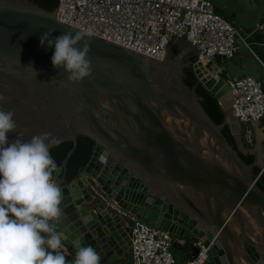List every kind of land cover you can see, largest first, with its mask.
I'll return each instance as SVG.
<instances>
[{"label": "water", "instance_id": "obj_1", "mask_svg": "<svg viewBox=\"0 0 264 264\" xmlns=\"http://www.w3.org/2000/svg\"><path fill=\"white\" fill-rule=\"evenodd\" d=\"M65 32L85 33L30 0H0V109L13 112L16 123L8 141L50 133L57 141L50 150L74 143L53 176L63 193L54 223L70 259L90 245L100 264H131L133 222L140 221L171 233L174 247L189 248L192 257L194 241H214L207 264H264L263 156L257 151L261 165H247L222 132L229 125L249 153L219 66L227 59L201 61L189 33L180 38L167 28L157 31L169 38L161 59L84 35L77 46L88 42L92 71L70 80L64 67H53L54 47L40 43L44 33L54 40ZM173 45L184 51L174 55ZM186 68L219 101L224 125L184 82ZM82 136L94 142L93 153L69 177L67 162Z\"/></svg>", "mask_w": 264, "mask_h": 264}, {"label": "built area", "instance_id": "obj_2", "mask_svg": "<svg viewBox=\"0 0 264 264\" xmlns=\"http://www.w3.org/2000/svg\"><path fill=\"white\" fill-rule=\"evenodd\" d=\"M60 1L55 14L61 23L151 59L165 55L169 38L157 33L165 28L180 38L189 33L187 40L201 61L218 56L230 60L240 43L249 46L235 22L217 12L215 0ZM229 85L232 114L239 121L240 133L245 132L254 143L250 125L264 120V84L255 77L242 76L229 79ZM176 242L171 233L134 221L132 264H178L173 252ZM195 246L198 254L187 264H207L209 248L201 242Z\"/></svg>", "mask_w": 264, "mask_h": 264}, {"label": "clouds", "instance_id": "obj_3", "mask_svg": "<svg viewBox=\"0 0 264 264\" xmlns=\"http://www.w3.org/2000/svg\"><path fill=\"white\" fill-rule=\"evenodd\" d=\"M84 35L91 33L65 32L54 40L44 33L40 38L41 46L47 42L54 47L53 67H64L70 80H81L92 71L88 42L77 46ZM13 115L0 109V264H66L54 223L62 215L63 200L53 180L58 166L50 154L57 141L42 133L28 142L17 138L10 143L7 136L16 128ZM100 261V254L88 245L78 248L74 264Z\"/></svg>", "mask_w": 264, "mask_h": 264}, {"label": "trees", "instance_id": "obj_4", "mask_svg": "<svg viewBox=\"0 0 264 264\" xmlns=\"http://www.w3.org/2000/svg\"><path fill=\"white\" fill-rule=\"evenodd\" d=\"M41 9L47 12H55L58 7L59 0H30ZM172 50L174 55L181 53V46L173 45ZM184 82L190 87L195 88L197 94L202 97L203 101L201 102L205 111L210 115L212 120L217 125H224L226 122V116L223 108L221 107L219 101L209 93L197 80L194 71L192 68L185 69ZM223 134L226 137L227 141L234 147L235 150L239 151L240 157L246 162L247 165H253L256 163L257 156L256 154H251L250 152L244 154L240 151L239 144L235 138V135L232 133V129L229 125H224ZM74 143L72 141H67L59 144L58 146L50 150V154L54 161L57 164V168L62 166L63 161L67 157L68 153L72 150ZM94 142L88 137H78V145L67 162V174L69 177L76 176L79 169L82 166H85L93 153ZM254 174L257 176L261 173V167L255 166L253 170ZM55 172L53 173L54 176ZM258 186L261 191L264 193V173L261 175Z\"/></svg>", "mask_w": 264, "mask_h": 264}, {"label": "crops", "instance_id": "obj_5", "mask_svg": "<svg viewBox=\"0 0 264 264\" xmlns=\"http://www.w3.org/2000/svg\"><path fill=\"white\" fill-rule=\"evenodd\" d=\"M259 4H260V0H257L256 5L258 6ZM215 7L219 14L224 16L226 19L234 21L236 26L242 32V34L247 37L246 40L249 46L247 47L245 44L240 43L236 56L239 54V51L241 50V48L243 47L246 48V50L250 53V55L259 63L263 71V75L262 77L257 78V79L259 80L262 79L260 81H262L264 84V14L256 12L255 10L250 11L251 17H253V19L256 20L255 22H250V20L249 21L241 20L240 18H238L237 14L234 12L231 17H228L227 16V14H229L227 12L228 6L226 4H222V5L221 3L215 4ZM242 7L244 9L246 8L245 5H242ZM259 16H260V19H259ZM248 70L249 69L246 64H241L242 75L234 76V77L250 76V75H246V72H248ZM250 128L253 132V138L256 144V146H254V150H251V151H255V150L260 151V152L263 151L262 148L264 147V120L260 123H252L250 125ZM175 244H177V242ZM58 251H60L65 256L66 264H74V260L70 259V257L68 256V251L65 246L61 245ZM173 252H174V255L176 257L178 264H187L193 256L189 248L185 246H180L179 244L174 247ZM118 264H123V263L119 262Z\"/></svg>", "mask_w": 264, "mask_h": 264}, {"label": "rangeland", "instance_id": "obj_6", "mask_svg": "<svg viewBox=\"0 0 264 264\" xmlns=\"http://www.w3.org/2000/svg\"><path fill=\"white\" fill-rule=\"evenodd\" d=\"M219 3H221V5L226 4L228 6L227 9V12L229 13L227 14L228 17H231L234 12L241 20H247V21L250 20V22H255L256 20H254L253 17H251L250 11L255 10L256 12L264 14V0H260V4L258 6L256 5L257 0H215V4H219ZM242 5H245L246 8L244 9ZM243 48H241L239 54L234 59L223 61L219 65L221 66L220 68L224 69L225 76H227L229 79H232L234 76L242 75L241 64H246L249 69L248 72H246V75H250L255 78L262 77L263 71L259 63L250 55V53L246 50V48L244 49ZM192 55L193 54L186 55V59H188ZM243 133L245 134V137L244 136L243 138L241 137L243 145L248 151L254 150L252 146L253 145L256 146L255 142L251 143L247 138V134L245 132Z\"/></svg>", "mask_w": 264, "mask_h": 264}, {"label": "flooded vegetation", "instance_id": "obj_7", "mask_svg": "<svg viewBox=\"0 0 264 264\" xmlns=\"http://www.w3.org/2000/svg\"><path fill=\"white\" fill-rule=\"evenodd\" d=\"M182 42H184V41H182ZM179 47H180V46H179ZM183 51H184V50H183ZM183 51H182V52H183ZM179 54H180V53H179ZM179 54H178V55H179ZM184 61H185V63H187L186 56L184 57ZM243 136H244V135H243V132H241L239 137H240V138H241V137L243 138ZM235 138H236V140H237L238 136L235 135ZM250 152H251V150H250ZM257 154H258V153H257V151H256V156H257ZM257 157H258V156H257ZM256 163H257L259 166L261 165V161L259 160V157L257 158ZM197 243H198V241H194V242H193V244H197ZM214 245H215V242H214V241L210 243V245L208 246L209 251L214 247ZM215 250H216V249H215ZM208 253H209V252H208ZM208 257H209V254H208Z\"/></svg>", "mask_w": 264, "mask_h": 264}, {"label": "bare ground", "instance_id": "obj_8", "mask_svg": "<svg viewBox=\"0 0 264 264\" xmlns=\"http://www.w3.org/2000/svg\"><path fill=\"white\" fill-rule=\"evenodd\" d=\"M131 263H133V258H132V262Z\"/></svg>", "mask_w": 264, "mask_h": 264}]
</instances>
